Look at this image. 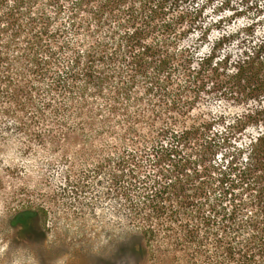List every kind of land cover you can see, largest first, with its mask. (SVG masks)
Masks as SVG:
<instances>
[{
    "label": "trees",
    "instance_id": "obj_1",
    "mask_svg": "<svg viewBox=\"0 0 264 264\" xmlns=\"http://www.w3.org/2000/svg\"><path fill=\"white\" fill-rule=\"evenodd\" d=\"M232 1L0 0V128L116 148L114 264H264V0Z\"/></svg>",
    "mask_w": 264,
    "mask_h": 264
},
{
    "label": "rangeland",
    "instance_id": "obj_2",
    "mask_svg": "<svg viewBox=\"0 0 264 264\" xmlns=\"http://www.w3.org/2000/svg\"><path fill=\"white\" fill-rule=\"evenodd\" d=\"M237 3L220 13L225 22L228 15L234 18L231 24L223 22L228 30L249 19L248 12L239 16ZM214 15L206 11V18ZM237 48L230 45L233 54ZM216 100L203 93L194 113L229 118L242 109ZM7 126L0 128V264H114L118 233L128 227L119 219L112 190L116 148L99 137L85 145L77 138L56 147ZM77 182L90 185L79 190L72 186ZM22 211L36 214L24 233Z\"/></svg>",
    "mask_w": 264,
    "mask_h": 264
}]
</instances>
